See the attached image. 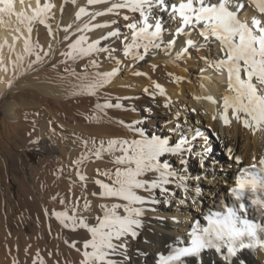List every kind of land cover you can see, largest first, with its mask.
Returning <instances> with one entry per match:
<instances>
[{
  "label": "bare ground",
  "instance_id": "bare-ground-1",
  "mask_svg": "<svg viewBox=\"0 0 264 264\" xmlns=\"http://www.w3.org/2000/svg\"><path fill=\"white\" fill-rule=\"evenodd\" d=\"M44 2L45 0H41V4ZM48 2L55 5L47 21L52 27L51 36L47 27L38 22L34 23L33 31L29 34L25 25L21 24L15 15L5 14L3 18L5 23H0V107L4 111L0 125L3 127L0 129V170L4 169L8 174L12 173L14 167L10 165L7 156L24 134L40 136L44 139L50 154L54 151L59 153L57 157L49 155L50 159H55L56 164L53 163V166L50 165L46 169L42 180L35 183L36 191H33L31 197L29 196L33 212V220L30 218L33 224L30 241L32 246L24 250L25 247L22 248L18 243L14 264H40V261H43V264H80L83 254L78 250L83 248L82 243L86 239H90V234L86 229L77 228L72 231L65 228L54 213L67 211L72 215L75 210L94 226L95 217L103 215L99 204L111 205L120 201L92 195L99 191L93 181L101 179L108 182L101 173L114 172L116 167H124L111 162L116 156L121 155L119 152L103 153L100 159L89 154L87 160L77 165L75 161L80 160L87 152L84 142L87 141L91 147L93 140L99 146L100 141L106 143L109 139L139 138L129 126L139 128L150 138L155 135V131L149 132L145 127L161 124L167 126L169 134L163 133L159 137L167 139L170 146H174L182 139L188 141L184 145L186 151L182 154L185 160L186 158L189 160L181 166L179 157L166 154L161 159H169L172 166L177 164L173 168L188 177L192 171L195 172V176L190 179L191 183L185 181L190 190L188 199L193 204L191 211L190 208L187 209L190 207L187 203L180 204V199L186 195L183 189L176 188L175 183L169 185L170 192L175 194L159 198L161 201L170 199L171 202L167 205L163 202L149 205L148 207L155 210L145 213L144 225L138 230V236L135 239H128V247L125 251L130 260L127 264H155L158 254L167 255L171 247L187 245L189 242L187 233L191 231L196 219L201 220L202 226H207V221L203 217L209 212H226L214 200L218 201L221 196H226L224 184H227L229 189L236 187L241 168H249L253 163H256L257 169L261 167L259 160L264 157V126L258 130L244 127L242 121H237L232 116L231 109L228 113L229 124L226 125L219 118L223 112L222 98L227 85L226 73L221 75L208 66V62L216 55L215 45H205L199 51L192 49L180 59H176L177 51L180 50L179 45L170 49L168 54L163 50L150 49L143 61L134 62L123 57L121 40L123 35L130 37L131 34L125 27L127 22L122 16L127 14L137 19L138 14L122 11L120 16L113 14L98 16L91 21L93 24H109L110 27L77 33V27H82L89 20V17L75 19L80 7L95 12L105 11L110 5H87V0H75V3L73 0H48ZM167 2L178 4L180 0H167ZM29 4L34 8L36 0H24L23 4L21 0H13V12L25 11L31 14ZM244 15L251 17L253 10L247 8ZM155 18L161 20L165 29L163 39L167 41L174 28L173 22L169 19L168 13L162 9L157 10ZM112 21L116 22L112 23ZM118 21L124 23L125 27V30L120 31L121 37L102 39L109 31L117 29ZM8 22H11L13 28L18 26L21 31H13V28L7 26ZM64 28H68L67 33L63 31ZM29 35L31 43L36 46L35 51L43 57V61L34 64L31 69H28L27 65L35 60V55L29 56L24 51L25 40ZM65 35L69 36V40L64 39ZM78 35L87 36L89 42L100 40L102 47L116 49L113 53L115 59H108V53L105 52L94 53L82 60H68L61 53L68 50V44ZM192 38L197 44H204L203 38L197 33H193ZM176 39L180 38L176 37ZM184 39L186 40L187 37ZM44 53L48 55L44 56ZM17 56H24L25 70L22 74L19 68H13V61ZM200 57H207V60ZM92 59H96L100 67L89 66L87 68L89 74L96 71H111L115 67H120L121 71L112 78L111 83L99 89L96 95H74V92L81 91L79 85L85 81L71 73L74 70L79 77H83L85 65H89ZM116 60H120L119 65ZM197 62L200 63V71L199 74H192V79L187 73V68L189 64L195 65ZM4 68H7V71H4ZM137 72L142 75H135L134 73ZM178 77L180 79H177ZM10 80L12 84L9 87ZM155 84L163 88V95L155 88ZM145 88L148 92L144 91ZM207 97H212V100L206 99ZM106 101L119 103L121 107L104 109L103 112L96 109L97 103L103 104ZM166 104L168 107H165ZM141 109L145 114H140ZM151 115H154V118H151ZM181 117L191 120H187L188 123L182 125L177 122ZM121 121L124 124H121ZM137 121L140 123H136ZM197 132L203 134L204 138L197 136ZM202 139L208 140L209 144L205 146ZM218 151L219 154L216 155ZM236 156L241 158L242 164H236L234 159ZM78 172L88 177L87 181H81ZM197 186L201 190L198 197L195 193ZM206 196L210 199H206ZM192 197H196L195 203ZM172 199L177 201L176 205L172 204ZM85 202L91 205L90 212L83 211ZM261 212L260 208L256 213L251 211L245 216L239 214L242 219L264 225L258 221ZM72 245L77 249L75 250ZM112 259L117 260L119 264L122 257L116 256ZM240 259H243L245 264H264V250L259 248L255 251L244 250L234 259L233 264H239ZM185 264H225V262L215 254L214 250H209L202 252L200 257L185 258Z\"/></svg>",
  "mask_w": 264,
  "mask_h": 264
},
{
  "label": "snow or ice",
  "instance_id": "snow-or-ice-1",
  "mask_svg": "<svg viewBox=\"0 0 264 264\" xmlns=\"http://www.w3.org/2000/svg\"><path fill=\"white\" fill-rule=\"evenodd\" d=\"M21 3L23 4L24 0H21ZM99 4L110 6L105 11L95 12H89L86 7L79 8L75 19L81 20L82 17H89V20L82 27H77V33L108 28L109 24H93L91 21L98 16L110 14L120 16L124 11L138 14L137 19L127 14L122 16V19L127 22L125 27L131 34L130 37L123 35L121 40L125 59L134 62L143 61L150 49L163 50L168 54L169 50L176 45L180 46L176 59H180L192 49L199 51L205 45H215L216 55L208 62V66L221 75L226 73L227 85L222 98L223 112L219 118L226 125L229 124L228 113L231 109L232 116L237 121H242L244 127L258 130L264 126V0H180L178 4H169L167 0H87V5ZM28 7L31 8V14L25 11L14 13L13 0H0V23H5L3 19L5 14L15 15L17 20L25 25L29 34L33 31L34 23L38 22L47 27L48 34L51 36L52 27L47 21L55 5L48 0H45L43 4L41 0H36L34 8L30 4ZM247 8L253 10L251 17L244 15ZM160 9L168 13L174 25L167 41L163 39L165 29L161 20L155 18L157 10ZM115 22L112 21V23ZM7 26L13 28L11 22H8ZM13 31L20 32L21 29L17 26L13 28ZM63 31L67 33L68 28H64ZM193 33L203 38L204 44L194 42ZM121 35L119 29H116L109 31L102 39L120 38ZM176 37L180 39L177 40ZM184 37L187 39L185 40ZM64 39L69 40V36L65 35ZM67 47L68 50L61 55L68 60H82L94 53L105 52L108 53V59H115L113 53L116 49L102 47L100 40L89 42L85 35L76 36ZM35 48L29 35V38L25 40L24 51L29 56L35 55V60L28 63V69L43 61V57L35 51ZM47 55L48 53H44V56ZM200 58L207 60V57ZM23 61L24 56H17L13 61V68H19L21 74L25 70ZM116 63L119 65L120 60H116ZM89 66L100 67L99 62L92 59L89 65H85L83 77H79L74 70L71 73L85 81L79 85L81 91L74 92V95H96L99 89L111 83L112 78L121 71L120 67H115L111 71H96L89 74L87 71ZM3 70L7 71V68ZM134 74L142 75L139 72ZM11 84L12 81H8L9 87ZM155 88L161 95L164 94L159 84H155ZM144 91L148 92V89L145 88ZM206 99L212 100V97ZM95 107L103 112L104 109L120 108L121 105L106 101L103 104L97 103ZM165 107L168 105L166 104ZM120 123L124 124L123 121ZM129 128L135 131L139 138L109 139L106 143L100 141L99 146L93 140L91 147L85 141L84 147L87 152L80 160L75 161L79 165L88 159L89 154L100 159L103 153H121L111 162L124 167H116L114 172L101 173L108 182L95 179L93 183L98 186L99 191L92 193L102 199H114L120 202L111 205L99 204L103 215L95 217L94 226L78 215L75 210L72 215H69L67 211L54 213L65 228L72 231L77 228L86 229L90 234V239H86L83 243V259L80 264H118L117 260L112 259L116 256L122 257L119 264H127L130 260L125 251L128 247V239H135L138 236V230L144 225L145 213L155 210L148 206L162 202L169 204L170 199L161 201L159 197L174 195L175 193H171L168 187L174 183L176 188H182L186 194L180 199V204L188 201L190 190L185 181L190 178L175 170L169 159H161L166 154H170L179 157V163L183 166L187 161L182 153L186 151L184 145L188 141L182 139L174 146H170L167 139L156 135L149 138L139 128L132 126ZM196 135L199 136L200 133L197 132ZM234 159L236 164H242L239 156ZM259 165L261 166L259 169L256 163L250 165L249 168L240 169L241 174L236 180V187L231 189L235 201L233 206L227 208L226 214L209 212L203 217L207 221V226H202L201 220L196 219L191 231L187 233L189 237L187 245L171 247L167 255L158 254L155 264H185V258L200 257L202 252L209 250H214L225 264H233L234 259L244 250L255 251L257 248L264 250V225L253 223L249 219H242L239 214L247 211L242 201L249 188L255 196L251 200V205L264 208V196L257 193L258 188L264 189V157L260 158ZM77 175L81 181L88 179L82 173L78 172ZM200 191L198 186L195 187L196 197L200 195ZM196 197H192L193 203ZM83 211H91V205L88 202L84 203ZM40 264H43V261H40ZM239 264H245V261L240 259Z\"/></svg>",
  "mask_w": 264,
  "mask_h": 264
},
{
  "label": "rangeland",
  "instance_id": "rangeland-1",
  "mask_svg": "<svg viewBox=\"0 0 264 264\" xmlns=\"http://www.w3.org/2000/svg\"><path fill=\"white\" fill-rule=\"evenodd\" d=\"M117 29H119V31L125 30L124 23L118 21ZM199 66V62H197L195 65H188L187 73L189 74L190 78L193 79L192 74H199ZM0 110L1 125V119L4 118V111L2 107H0ZM140 114H145L143 109H141ZM150 117L154 118V115H151ZM165 118L167 119L169 117ZM187 120L189 121L191 119H184L181 117L177 122L184 125L185 123H188ZM2 128L3 127L0 126V129ZM145 128L149 132L154 130L155 135L157 136L162 135L163 133L169 134L168 128L165 125L162 126L161 124H153L146 126ZM31 136L32 135L26 134L21 135V137L18 139V143L11 148V153L8 154L7 158L9 159L10 165L14 167L12 173L8 174L4 169L0 170V264H14V260L16 259L15 249L18 247V243L22 246V248L23 246L25 247L24 250H28V248L32 246V242L30 243V241L33 235V224L30 222V218L33 220V212L30 207V197L32 196L33 191H36L35 183L39 180H42L46 169L50 165L53 166V163L56 164L55 159H50L51 157L49 155H55L56 157L59 155L58 151H54L50 154L46 149L44 139H42L40 136ZM200 136L204 138L203 134H200ZM202 141L204 142L205 146L209 144L208 140L206 139H202ZM218 154L219 151L216 153V155ZM189 156L191 155L189 154ZM186 160H189V158H186ZM174 164H176V161H174ZM176 166L177 164L173 167ZM194 173V171L191 172L189 177L190 179L195 176ZM190 179L188 182L191 183ZM23 183L26 186H24ZM223 186L226 188V196L224 197V200L227 204H232L234 201L229 196L227 191L230 187L227 184H224ZM177 195L180 197L179 193H177ZM207 198L210 199L209 196H206V199ZM214 201H216V204L218 205L221 204L220 198H218V201L217 199ZM176 203L177 201L175 199L173 201L172 199V204L176 205ZM187 204L190 206L187 207V209L190 208L191 211V208L193 207L191 205L193 204L189 199ZM179 208L184 209L183 207ZM262 219L264 221V215H262ZM26 244H28V247H26ZM72 246L75 248V250L77 249L75 245ZM80 251L78 250L80 254H83L82 251H84V249L82 248Z\"/></svg>",
  "mask_w": 264,
  "mask_h": 264
}]
</instances>
